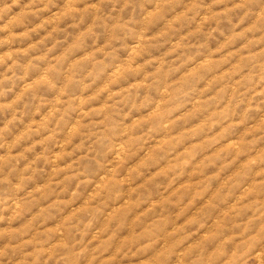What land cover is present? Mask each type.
<instances>
[{"label":"rangeland","instance_id":"rangeland-1","mask_svg":"<svg viewBox=\"0 0 264 264\" xmlns=\"http://www.w3.org/2000/svg\"><path fill=\"white\" fill-rule=\"evenodd\" d=\"M0 264H264V0H0Z\"/></svg>","mask_w":264,"mask_h":264}]
</instances>
